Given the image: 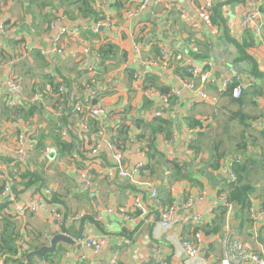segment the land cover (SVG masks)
I'll use <instances>...</instances> for the list:
<instances>
[{
  "label": "crops",
  "instance_id": "crops-1",
  "mask_svg": "<svg viewBox=\"0 0 264 264\" xmlns=\"http://www.w3.org/2000/svg\"><path fill=\"white\" fill-rule=\"evenodd\" d=\"M212 1L221 6L222 24H209L198 8L185 1L150 0V8L135 19L114 7L113 0H94L99 23L64 18L51 28L53 17L45 16L51 12L48 8L31 7L27 0H0L4 20L0 29V191L9 181V191L15 196V201L9 195L0 197V226L2 216L10 215L18 244L24 249L51 246L55 232L75 240L57 241L54 250L47 251V260L38 258L39 264H109L113 255L119 264H157L144 260L153 254L168 264H221V237L226 227L237 231L252 250L264 251V215L257 214L256 220L250 216L251 210L264 209V0ZM245 9L259 12L260 33L239 31L238 16ZM107 22L110 26L104 25ZM88 25L92 30L96 27L99 35H81ZM76 27L81 31L78 37L55 41L62 28ZM105 42L113 44L116 52L103 65L104 58H84L79 53L84 44L98 48ZM133 42L141 48V60L135 58ZM162 46L174 51L181 63L188 62L211 78L240 74L247 85L236 99L218 93L215 84L209 83L206 91L211 101H197L177 81L178 72L152 64ZM90 66L97 69L94 75L88 72ZM11 79L20 82L19 92L8 87ZM61 86L63 93L59 92ZM40 89L43 99L34 103L38 109L32 115L11 113L12 105H34L31 97ZM163 96L168 99L165 104ZM78 100L103 106L105 113L92 117L75 112ZM159 109L172 119L173 135L170 141L158 139L156 154L161 157L157 164L158 156L149 160L147 151L151 150L145 148L148 129L142 138L143 126L136 121L142 125L151 122ZM119 122L129 128L124 149L112 138ZM23 131L31 136L32 148L21 157L17 136ZM55 138L67 147L60 150ZM96 138L102 139V146L97 161L89 167L94 178L88 187L78 171L88 167L82 152ZM110 143L123 152L126 169L134 170L142 163L133 182L105 178L104 171L114 163ZM190 148L194 152H188ZM47 149L54 151V157L45 154ZM171 160L180 163L181 169ZM233 164L239 167V180L237 177L232 185L246 188L232 194V185L227 186L225 178ZM27 171L38 175V181L26 184ZM153 188L155 202L150 197ZM220 193L245 198L246 207L232 203L218 232L202 231L200 253L188 261L181 242L194 239L189 218L200 217L196 226L207 223L213 207L221 205H214ZM199 194L201 199L178 211L179 220L170 231L159 227L162 209ZM39 197L37 212H13L16 201ZM137 198L148 212L143 216L131 212L134 220L129 221L119 211L131 207ZM54 207L65 214H86L78 222L68 223L52 215ZM83 232L96 235L103 243L101 249L81 247L77 239Z\"/></svg>",
  "mask_w": 264,
  "mask_h": 264
},
{
  "label": "built area",
  "instance_id": "built-area-1",
  "mask_svg": "<svg viewBox=\"0 0 264 264\" xmlns=\"http://www.w3.org/2000/svg\"><path fill=\"white\" fill-rule=\"evenodd\" d=\"M178 1H185L188 4H190L193 8H198V11L200 12L201 16L204 17L207 22L210 24V13L213 9V1L212 0H198V4L194 3L193 0H178ZM197 1V0H194ZM151 6L150 0H139L137 1L129 11L125 12L126 16L129 18H135L139 19L142 15V13L149 9ZM64 19L62 15H56L52 18L50 22V27L53 28L55 25V22L61 21ZM239 20V31L242 33L245 31H251L255 33H260L261 31V24L259 22V12L256 9H245L242 11V13L238 16ZM105 26H110V24L107 22L104 24ZM4 26V20L0 18V29H3ZM93 31H96V27L93 29ZM64 36L69 37H78L79 31L78 28L73 29H66L62 28L58 34L55 36V41L59 42L63 39ZM133 50L134 54L136 55L137 60H141V48L140 46L133 42ZM55 51H61V49H54ZM84 58L91 55L95 58L99 59L100 55L96 48H91L88 45L84 44L81 47V50L79 51ZM175 58H179V56H175L174 51L170 49H166L165 46H162L159 50V56L156 59V61L152 60V64L159 65L163 69H169L172 68L170 61L174 60ZM187 68V72L190 73L191 77L184 78L181 75L176 74V79L179 82V84L184 88L192 92L193 98H195L197 101H211V97L206 91V85L209 83H213L216 86V89L218 93L225 94L229 93V95L232 98L238 99L241 96V93L245 86L247 85L245 82V79L240 74H225L218 77H210L202 71L201 69L194 67L192 64L185 62L182 63ZM95 66L88 67V72L90 75H94L96 72ZM93 79V78H91ZM94 82V80H92ZM8 87L13 91L14 93H17L21 89L20 82L16 79H11L7 81ZM63 87L61 86L59 88V92L63 93ZM172 93H174V90H172ZM43 95L40 92H36L32 97L31 101L33 103L35 102H42ZM167 97H162L163 104L167 103ZM9 105H12L13 102L11 100L8 101ZM73 109L75 112L86 114L92 117H99L105 113V108L103 106L98 105H91L89 102H84L82 100H78L74 103ZM162 109V108H161ZM156 116H163L162 111L159 109L155 113ZM63 136L65 134L63 133ZM17 153L19 156L23 157L29 154L31 148H32V142H31V136L26 132L23 131L18 134L17 136ZM102 146V139L96 138L95 143L92 147H90L88 150H85L83 152V156H85V160L88 162V167L79 169L78 175L79 177L85 182L86 186H91L93 184V173L91 170H89V167L97 161V156L100 154ZM110 149L113 152V160L114 163L106 168L104 171L105 178L107 180H112L113 178H119V179H126L130 182H133L134 180V172L138 171L139 168L142 166V163L137 164L134 170H128L125 167L124 164V156L123 152L115 148L113 143H110ZM189 152V151H188ZM50 149H47L45 151V154L49 155ZM84 158V157H82ZM237 180L236 174L230 170L225 178V183L230 184L234 183ZM9 181L5 184L4 189L0 191V197L3 195H9L12 201H15V196L11 194V191H9ZM45 194L47 197L50 196V190L46 189ZM151 200L156 201L157 198V191L156 189H152L150 194ZM202 195H197L194 198H188L185 201H173L171 202L165 209H162L160 212V219H159V227L167 232L172 229L174 225L177 224L179 217H178V211L183 208H187L191 206L196 199H201ZM44 198V197H43ZM17 202V201H16ZM14 203L13 206V212L16 214H24L26 212H37L38 206L40 205V197L38 199H30L25 200L22 202ZM219 202L221 205L223 204L228 209L231 208L232 203L229 202L227 194L226 193H220L218 201L214 203V205H219ZM215 209V207H213ZM210 210L209 212L211 213ZM109 212H112V209H108ZM120 214L127 220L133 221L134 217L131 215L132 213L138 212L139 215L143 216L148 211L143 203V201L140 200V198L135 199L131 207L129 208H121ZM132 212V213H131ZM250 216L253 220L257 219V214L264 215V209H260L258 212H254L251 210ZM86 212L79 211L71 214H65L63 211H60L58 208L54 207L52 209V215L55 218H60L61 220L68 222V223H76L79 220H81L83 217H85ZM189 221L195 226L199 225L201 222L199 216H195L192 218H189ZM194 239L193 240H183L181 242V247L183 253L186 255L188 261H194L196 257L200 253V243L203 239V232L202 231H195L193 232ZM78 244L81 247L91 248L94 251H98L101 249L103 243L102 241L93 234L85 233L83 232L80 237L77 239ZM221 244H222V257H221V264H264V251H254L252 250L248 244H246L237 231L233 230L230 227H226V230L222 234L221 237ZM157 251L155 250V253ZM149 257V258H148ZM145 258V262L154 261L157 264H168L167 261L160 260L157 255L153 254L152 256H148ZM1 264V262H0ZM109 264H119V261L116 257V255H113L109 259ZM201 264H211L209 261H204Z\"/></svg>",
  "mask_w": 264,
  "mask_h": 264
},
{
  "label": "trees",
  "instance_id": "trees-1",
  "mask_svg": "<svg viewBox=\"0 0 264 264\" xmlns=\"http://www.w3.org/2000/svg\"><path fill=\"white\" fill-rule=\"evenodd\" d=\"M27 1L30 3L31 7H33V5H37V7H39L40 10H44L46 8L51 10V12L49 13L47 12V14L45 15L47 18H49V20H51L50 17H55L56 15L59 14L70 21H76L78 19L80 20L87 19L89 20L90 23L91 22L94 23V25L100 22V19L97 17V12L95 11V7L93 5L94 0H27ZM193 2L198 4V1L193 0ZM135 3H136V0H113L111 4L117 9L124 10L125 12H127L131 9V7ZM210 20L212 24L224 23V19L221 17V6H213V9L210 13ZM77 28L80 33L81 31L79 27ZM92 28L93 27L88 25L87 29L82 30L81 35H90V38L92 37V35H99V32L93 31ZM238 46H240V44ZM115 50H116V47L113 44H110L108 42L102 43L98 46L97 51L100 55V59L104 58L101 62L102 65L103 63L105 64L106 59H111L112 56L115 55V52H116ZM174 54L175 56H178L175 52ZM170 64L172 65L171 67L172 69H174V72L175 73L178 72L177 73L178 75L181 74L182 76L185 75V76L191 77L190 73L187 72V68L182 66L181 60L179 58H175L174 60L170 61ZM87 80L92 82L93 79L88 78ZM39 91L43 95V91L41 89ZM170 96L171 95H169V97ZM10 109H11V113L15 116H19L23 114V117L24 116L28 117L32 115L38 109V106L37 104H34V105L29 104V106L27 107H22V105H16V106L12 105ZM136 125L143 126V129H142L143 135H141L142 138L145 136L144 130L148 129V133L146 137L147 144L145 148H147L148 150H151V151H147L149 160H152L153 158H155V155H157L156 153H158L157 151L158 139H162L164 141H170L172 139L173 121L169 117H164V115L161 117L156 116L155 118L151 120V122L145 123L143 125H142V122L138 120L136 121ZM191 125H194V124L192 123ZM59 137H60V133H59ZM112 138L117 147L124 149L126 141L129 138V128L123 123L119 122L116 125V135H114ZM55 141H56L57 147L60 150H63L67 147V144L64 141L59 140V138H55ZM188 151L192 153L193 150L190 148L188 149ZM83 152H82V157H84L85 159V156H83ZM160 157L161 156H158L157 164L160 163L159 161ZM171 161L173 165L176 164L175 166L178 170L181 169L180 167L182 165H180V163L174 162V160H171ZM231 170L236 174V177H238V180H239V167H237L236 164H233L231 167ZM175 171L176 173L179 172L177 170ZM24 176L25 178H28L26 181V184L31 183L33 180H34L33 182L38 181V175L34 174L33 171H27L24 174ZM236 182L237 180L234 183ZM234 183L227 184V186L232 185ZM230 187H232L233 189L231 190L232 194L234 192L239 193V190L246 188V187H239L236 184ZM223 191L224 190H222V192ZM227 197H228L229 202L233 203V206L236 203V204H239L241 208L246 207L247 202L245 198L243 197L239 198L237 197V195L236 197H234L233 195L231 197H229L228 195ZM2 210L3 209L0 207V212ZM227 212H228V208L224 206L223 204L216 207L214 209L212 218L203 225H200V226L193 225L190 228V233L198 231V230H201L205 232L206 234H212V233L218 232L221 229L222 225L224 224ZM10 218H11L10 215H3L1 218V221H2V227L0 226V262L1 264H39L38 262L39 257L43 258L44 260H47V258L49 257L48 256L49 252H45L41 256L36 255V254H31V256H29V261H28V258L26 257L27 254L30 251L32 252V249L33 251L37 250L38 247H34L31 249H24L22 248V245L18 244V234L15 231L14 222L10 221L9 220ZM184 228H187V227H184Z\"/></svg>",
  "mask_w": 264,
  "mask_h": 264
},
{
  "label": "water",
  "instance_id": "water-1",
  "mask_svg": "<svg viewBox=\"0 0 264 264\" xmlns=\"http://www.w3.org/2000/svg\"><path fill=\"white\" fill-rule=\"evenodd\" d=\"M50 155H51L52 157H54V151H53V150L50 151ZM57 241H63V242H67V243H68V242H69V243H73V242H75V240H74L72 237L68 236V235L65 234V233L55 232V233L52 235L51 239H50L51 246L43 245V246H41L39 249L34 250V251H32V252H29V253L27 254V256H26V257L28 258V261H29V256H31V254H36V255L41 256L42 254H44V253L47 252V251H53L54 248H55V244H56Z\"/></svg>",
  "mask_w": 264,
  "mask_h": 264
}]
</instances>
